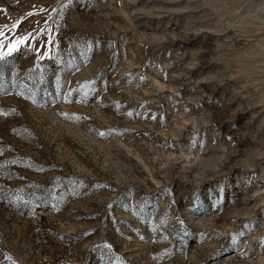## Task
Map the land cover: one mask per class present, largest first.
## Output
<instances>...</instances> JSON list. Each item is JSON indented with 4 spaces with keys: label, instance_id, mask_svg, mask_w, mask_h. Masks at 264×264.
I'll return each instance as SVG.
<instances>
[{
    "label": "rangeland",
    "instance_id": "374dc122",
    "mask_svg": "<svg viewBox=\"0 0 264 264\" xmlns=\"http://www.w3.org/2000/svg\"><path fill=\"white\" fill-rule=\"evenodd\" d=\"M0 29L36 36L0 61V264H264V0H0Z\"/></svg>",
    "mask_w": 264,
    "mask_h": 264
},
{
    "label": "snow or ice",
    "instance_id": "6c2138e0",
    "mask_svg": "<svg viewBox=\"0 0 264 264\" xmlns=\"http://www.w3.org/2000/svg\"><path fill=\"white\" fill-rule=\"evenodd\" d=\"M43 11V10H42ZM34 13H28V15H33ZM3 27H7L6 25ZM13 27H18V25H13ZM43 32L44 30H40ZM35 39L36 36H34L32 33L27 34L23 38H18L14 42L11 37H7L2 29H0V61L4 60L6 57L11 56L14 52H17L19 50V47L21 44H24L26 40L29 38ZM51 38H49L48 43H51ZM7 43L8 50L4 51L5 44ZM37 52H39V49H35ZM47 53L45 52L43 55H40L38 59H44ZM103 135V133H101Z\"/></svg>",
    "mask_w": 264,
    "mask_h": 264
}]
</instances>
